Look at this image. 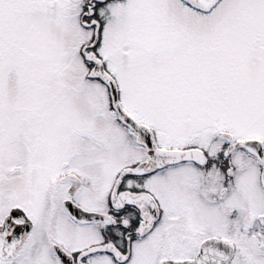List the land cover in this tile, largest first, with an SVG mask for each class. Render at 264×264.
Here are the masks:
<instances>
[{"label":"snow or ice","instance_id":"6c2138e0","mask_svg":"<svg viewBox=\"0 0 264 264\" xmlns=\"http://www.w3.org/2000/svg\"><path fill=\"white\" fill-rule=\"evenodd\" d=\"M0 264H264V0H0Z\"/></svg>","mask_w":264,"mask_h":264}]
</instances>
